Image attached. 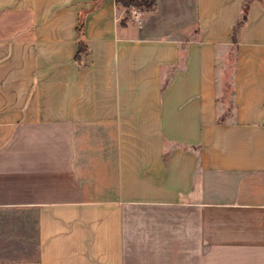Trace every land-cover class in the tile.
<instances>
[{
    "label": "crops",
    "instance_id": "crops-1",
    "mask_svg": "<svg viewBox=\"0 0 264 264\" xmlns=\"http://www.w3.org/2000/svg\"><path fill=\"white\" fill-rule=\"evenodd\" d=\"M0 264H264V0H0Z\"/></svg>",
    "mask_w": 264,
    "mask_h": 264
},
{
    "label": "trees",
    "instance_id": "trees-1",
    "mask_svg": "<svg viewBox=\"0 0 264 264\" xmlns=\"http://www.w3.org/2000/svg\"><path fill=\"white\" fill-rule=\"evenodd\" d=\"M116 3L122 5L123 7H136V6H139V3L137 2V0H115ZM153 1L154 0H148V3H147V8H150L152 5H153ZM245 11L243 12V18L240 22H238L236 24V26L234 27V30H233V35H232V42H235V34L239 28V26L242 24V21L244 20V17H245ZM81 30V24L79 26V29H78V33L80 32ZM86 50L84 49V47H82L81 45H79V49H78V53L76 55V58L79 57V55H81L82 53H84Z\"/></svg>",
    "mask_w": 264,
    "mask_h": 264
},
{
    "label": "rangeland",
    "instance_id": "rangeland-1",
    "mask_svg": "<svg viewBox=\"0 0 264 264\" xmlns=\"http://www.w3.org/2000/svg\"><path fill=\"white\" fill-rule=\"evenodd\" d=\"M137 2L139 3V6H136L135 7L136 9H138L140 11H144V10L148 9L146 6L148 3V0H137ZM229 66H230V63L228 64L227 67L229 68ZM226 87L228 89L227 83H226Z\"/></svg>",
    "mask_w": 264,
    "mask_h": 264
},
{
    "label": "built area",
    "instance_id": "built-area-1",
    "mask_svg": "<svg viewBox=\"0 0 264 264\" xmlns=\"http://www.w3.org/2000/svg\"><path fill=\"white\" fill-rule=\"evenodd\" d=\"M137 17H138V16L135 15V19H138Z\"/></svg>",
    "mask_w": 264,
    "mask_h": 264
}]
</instances>
